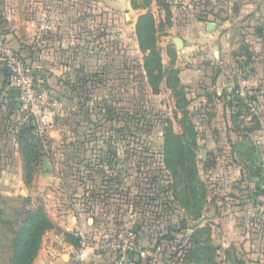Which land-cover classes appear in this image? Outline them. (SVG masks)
<instances>
[{
    "label": "crops",
    "instance_id": "0c3cea01",
    "mask_svg": "<svg viewBox=\"0 0 264 264\" xmlns=\"http://www.w3.org/2000/svg\"><path fill=\"white\" fill-rule=\"evenodd\" d=\"M198 1L0 0V39L35 68L37 80L62 104L52 126L37 133L41 154L31 182L22 180L19 155L17 178L31 205L51 207V219L63 232L74 237V229L82 226L90 233L83 264H136L138 258V264H156V236L170 229H179L181 261L200 228L208 233L196 241L211 245L214 257L216 248L225 257L232 247L264 257V227L259 226L264 222L252 198L264 185V0ZM146 14L160 37L155 46L162 66L177 69L174 90L166 85L157 92L137 89L135 67L147 54L137 38V21ZM39 20L50 23L41 45L36 44ZM176 39H181L179 48ZM2 80L0 69V87ZM92 80L95 88H83ZM142 81L146 86V78ZM119 90L126 99L120 100ZM141 93L145 117L157 106L150 100L161 98L164 120L104 121L105 105L131 114ZM166 120L193 151L197 178L205 186L201 210L179 200L175 208L151 200L162 194L160 183L151 180L156 171L160 177L170 173L164 163ZM153 126L159 129L155 139L120 138L122 132ZM146 223L157 232L145 230ZM134 226L137 241L148 249L143 254L123 260L103 247L116 230ZM53 238L56 244L43 249L35 264H70L74 245L63 236ZM166 241H161L164 247Z\"/></svg>",
    "mask_w": 264,
    "mask_h": 264
},
{
    "label": "trees",
    "instance_id": "16d2710c",
    "mask_svg": "<svg viewBox=\"0 0 264 264\" xmlns=\"http://www.w3.org/2000/svg\"><path fill=\"white\" fill-rule=\"evenodd\" d=\"M159 2V1H158ZM200 5H204L201 0L198 1ZM163 6H165L163 4ZM166 10L167 7L165 6ZM154 22L153 18L150 14L143 15L139 17L137 21V38L140 44V47L143 48V50H147V54L144 56L143 65H140V74L139 76L141 82L143 78L150 79V71L151 67L154 64V59L157 57V65L162 66L160 57L158 56V50L155 46V35H154V28H153ZM13 49V48H12ZM14 50V49H13ZM0 69L3 75L2 85L0 87V107L5 106V111L3 112L4 121H6V126L3 125L5 128H7L8 125H14L15 129L12 127L10 128L11 132L14 131V139L17 145L20 147V151L22 154V177L25 184H29L32 180L33 174L35 172V168L37 167L39 160H40V149H41V143L39 139V135L37 134L33 123L30 119H27L23 116V112H21L19 109V103L17 99L15 98H9L5 92L7 86H8V78H9V72L8 69L0 62ZM137 78V77H136ZM139 80V79H137ZM175 81L177 82V75L175 77ZM84 83L83 88H88L89 86L95 88L97 81L92 80L90 84L86 85ZM88 86V87H87ZM178 86V82H177ZM110 90L112 89L111 86L108 87ZM173 90L177 87H171ZM123 90H125L123 88ZM157 92L156 89L155 91ZM144 94H140V98H137L139 102L141 101V98ZM119 97L120 100L126 99L125 97H122V91L119 90ZM248 99L254 100V95H248ZM136 104V106H137ZM144 110L140 107L139 109H135L131 114L124 113L122 109H115L112 107V105H105L103 108V119L104 121H108L110 123L114 122H133L135 124H141V122L146 121ZM20 120L21 123L18 122ZM23 120V121H21ZM26 120V121H25ZM149 122V121H148ZM166 127L164 131V155H165V167L171 172L173 177V184L178 181L177 179L180 177L179 169L181 172L186 173V177L182 178V181L184 180V186L183 191H181L179 194L181 195L179 199V202L184 205L188 206L190 201L192 199H195V196L197 194L196 185L197 182H200L197 178V173L195 170V162H193V151L189 144L182 141V138H184V135H179L173 132V130L170 127V124H168V120H166ZM19 125V126H18ZM192 131L190 129H187L185 131V134L191 135ZM186 137V136H185ZM185 141V140H184ZM155 180V177L153 178ZM152 179V181H154ZM174 188V186H173ZM174 191V190H173ZM177 192L175 191V196L177 198ZM182 193V194H181ZM264 193V189L262 186H258L254 189V195ZM189 194V195H188ZM158 199V196H152L153 201H156ZM192 206V205H191ZM194 206V205H193ZM152 207H156V205H152ZM152 213L151 216H154V218H157V214L155 215V210L153 209L150 211ZM150 216V217H151ZM152 218V217H151ZM181 225H183L181 223ZM49 226V220L45 217L43 212L41 211V207L37 206L35 209L29 211L26 213L25 219L21 222V225L18 229H11L9 231V242H10V251H11V257L9 258V264H30V262L33 260L37 245L39 242V237L41 232L45 229V227ZM182 227V226H181ZM172 231H179V229H170L168 234H165L163 236H160L157 234L155 239V246L159 245L162 241V239L167 240L172 239L170 234ZM63 237L70 241L74 246H77V239L73 237L72 234L68 232H62ZM208 231L205 228L197 229L193 234L194 239V246L188 250L187 259L188 262L192 259H197L198 254L202 251L209 249V246L207 243H197L196 236L207 234ZM136 235V233H135ZM154 246V247H155ZM138 255L136 252H129L127 255V258L133 257ZM139 259V258H138ZM136 260V264L139 263V260Z\"/></svg>",
    "mask_w": 264,
    "mask_h": 264
},
{
    "label": "rangeland",
    "instance_id": "374dc122",
    "mask_svg": "<svg viewBox=\"0 0 264 264\" xmlns=\"http://www.w3.org/2000/svg\"><path fill=\"white\" fill-rule=\"evenodd\" d=\"M158 1L159 4H162L163 0H158ZM165 4L166 3H164V5ZM183 6L184 5H182V7ZM156 40H157V36H155V41ZM157 41L158 42L160 41V37H158ZM157 53L158 56L160 57L159 50ZM135 70H136V77L137 79H139L137 80L138 83L137 89L145 90L149 88L151 91H155V89L156 91H159L161 90V88L164 87V85H166L167 87H177V82L175 81L177 69H175L172 65H168V66L157 65V57L154 59V64L151 67V71H150L151 81L146 79V83H147L146 86H143V82H141L140 78H138L139 76L141 77L140 66L136 65ZM132 90L133 88L131 87L130 88L131 93ZM160 99L161 98L155 99V101L153 99L150 100L153 105L157 103V106H155L156 108L152 106L155 110L151 111L150 113L151 116L149 118H146V122L160 120L161 116L159 113V103L163 101V100L160 101ZM137 102L138 100L136 99L135 103L137 104ZM135 103H132L131 105ZM140 107H141V101L139 102V104H137V106H135V109L136 108L139 109ZM131 108L133 109L134 106H131ZM4 111H5V106H1L0 107V264H9V258L11 257L9 231L14 228L18 229L21 225V222L25 219L26 213L35 209V207L37 206L34 207L33 205H31L29 201L30 199L28 196L29 195L28 192L24 191L19 184V180L17 178V165H18L17 161L19 160V158L17 157L19 155L21 161L22 154L20 151V147L15 142L14 139L15 137L13 134L14 131L11 132L10 130L13 124L8 125L7 128L3 126L6 124V121H4V116H3ZM161 120H164V118H161ZM18 122L21 123L20 120H18ZM117 123H121V122H117ZM13 128L15 129L14 125ZM158 133H159V129L153 126L151 130L132 129V131L122 132L120 134V136L122 137L120 138L123 140H127L130 138L133 141L134 139H136L135 141H137V143H140L144 140V138H148V137H150L151 139L157 138ZM109 138H112V136H109ZM120 138H118V140ZM151 166L153 168L154 166L155 168H157L156 166H158V164L152 163ZM2 169L4 170L3 171L4 173H1ZM22 170H23V165H22ZM164 174L165 173L163 172L162 177H160L159 171H156V173L154 174L156 175L155 180H157L161 185L160 192L162 193L160 194V200L158 201L156 200V202L161 201L169 205L170 208L171 207L175 208L174 206L178 205V200H179L178 197L180 198L181 196L179 193L183 191V187H185L184 186L185 181L184 180L182 181L181 177L185 178L186 173L185 171L184 173L181 172L179 169L178 175L180 177L177 179L178 184L177 182L173 184V177H171L172 176L171 172L168 174V177L164 176ZM167 181H169L168 184ZM195 190L197 191L195 199H192L187 207L188 209H191V205H194L193 206L194 211H197L196 209L201 210L204 207L203 201L205 197V186H203V183L201 181L197 182ZM175 191H178L177 198L174 193ZM253 194L254 192L252 193V196ZM138 196H142V195L138 194ZM39 207H41V211L43 212L45 217L49 220V226L45 227V229L41 232L35 256L33 260L30 262V264H35V261L39 258L41 252L43 253V249L45 250L49 246V244L51 245L56 244V239L58 238L54 239L53 234L56 236L57 235L63 236L62 228H58L55 225L56 222H54V219H51V211H52L51 207L49 206L48 208H46V210L40 205ZM258 216H259L258 217L259 222L260 220L264 222V219L260 217V214ZM173 220L176 222L175 217H173ZM180 224L181 223L179 222V225ZM259 224H260L259 225L260 228L263 229L264 225H262L261 222ZM146 229L148 230V232L152 231L153 234L157 232V227L154 228V225H150L149 223H146L145 230ZM49 232H51V236L49 235ZM170 236L172 239L166 241L168 245L167 247H164L162 243L157 246L155 251L157 252V254L153 258L154 260H156L155 263L156 264H188V259L187 260L184 259V261H181L180 260L181 256L180 254H178V252L182 247L180 246L181 243L178 242L180 235H178L176 231H172ZM262 238H264V234ZM138 248L142 252H144V250H148L145 249V247H142L140 242H138ZM166 253H168V255L170 256V258H167V260H165ZM262 253L264 255V239H263ZM215 255L216 256L214 257L213 250L210 245L209 249L207 248L206 250L199 253L198 258L192 259L193 260L192 262H194L193 264H264V257L253 255L251 254V251L247 253L246 252L242 253L241 251H238L236 247H232L229 249V251H226L225 257H223L224 255L223 250L221 249L218 250V248H216ZM177 257L179 258L177 259Z\"/></svg>",
    "mask_w": 264,
    "mask_h": 264
},
{
    "label": "built area",
    "instance_id": "2783aa9c",
    "mask_svg": "<svg viewBox=\"0 0 264 264\" xmlns=\"http://www.w3.org/2000/svg\"><path fill=\"white\" fill-rule=\"evenodd\" d=\"M35 26L38 30L36 44L41 45L44 42V34L50 28V23L47 20H39ZM0 62L9 72L6 91L12 88L18 90L16 99L23 116L27 118L26 111H28L29 119L37 133H42L51 127L61 113L62 104L49 88L37 80L35 68L25 63L21 56L2 39H0ZM262 188L264 189V186ZM253 198L257 203L260 217L264 219V193L253 194ZM74 236L77 239V246L71 250L70 264H83L91 235L85 228L79 226L74 229ZM103 247L117 253L123 260L129 252L142 253L138 248L135 233L127 227L119 228L112 236L106 238Z\"/></svg>",
    "mask_w": 264,
    "mask_h": 264
},
{
    "label": "water",
    "instance_id": "95a60500",
    "mask_svg": "<svg viewBox=\"0 0 264 264\" xmlns=\"http://www.w3.org/2000/svg\"><path fill=\"white\" fill-rule=\"evenodd\" d=\"M175 44L178 48L181 47V44H182L181 39H176ZM8 95L17 98L18 90L16 88L9 89ZM26 114H27V119H29L28 111H26ZM135 230H136V227L134 226L132 228V231H135ZM126 258H127V256L124 257V259H126Z\"/></svg>",
    "mask_w": 264,
    "mask_h": 264
}]
</instances>
